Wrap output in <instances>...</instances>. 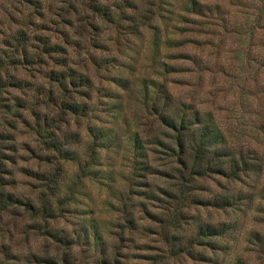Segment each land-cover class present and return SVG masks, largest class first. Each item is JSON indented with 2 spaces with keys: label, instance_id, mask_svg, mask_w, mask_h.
<instances>
[{
  "label": "rangeland",
  "instance_id": "1",
  "mask_svg": "<svg viewBox=\"0 0 264 264\" xmlns=\"http://www.w3.org/2000/svg\"><path fill=\"white\" fill-rule=\"evenodd\" d=\"M37 1L0 0V53H7L10 47L4 41L18 27L26 28L31 37L44 35L60 47L43 54L38 62L35 58L16 66L6 60L0 62V182L5 191L18 195L23 202L38 203L43 184L31 171L48 169L41 160L46 154L48 159H64L53 154L56 152L50 144L35 133V123L42 125L43 121L59 129L57 138L79 159L65 163L64 189L76 185L79 164L91 159L92 149L100 164L93 175L81 176L74 202L60 216L44 221L32 216L29 206L0 208V264H63L64 245L54 233L76 243L68 250L71 264H95L99 250L91 237L84 242L82 228L86 225L90 234L93 225L102 232L106 254L115 256L114 264H151L164 254L157 220L158 215L165 214L164 200L146 198L140 183L132 186V230L126 229L118 204L119 196L130 185L128 161L124 160L133 159L130 137L135 130L145 136L159 129L142 104L141 79L163 81L166 77L175 105L191 102L198 109L212 111L232 144L263 150L264 0H196L202 7L200 14L185 10L189 0H95L110 11L111 21L98 13L93 17L84 0ZM125 1L134 6L121 12L119 6ZM127 15L138 24L140 35L128 32ZM146 23L158 26L162 39L177 44L168 48L161 45L155 51ZM93 59L102 66L98 68ZM162 62L178 70L160 74ZM62 69L87 75L90 85L85 89L67 82L66 89L61 88L49 73ZM113 76L127 79V86L112 81ZM61 99L86 102L88 111L83 116L63 111ZM88 124L109 135L104 147L91 145ZM147 152L149 159H166L150 148ZM146 179L152 190L171 185L157 176ZM202 185L209 187L208 194L202 193L207 197L222 189L226 181L209 179ZM256 203L242 213L189 208L188 214L199 215L202 221H235L232 234L219 239L230 242L231 247L224 256L219 254L215 263L183 257L182 262L171 264H226L236 257L247 264H264V254L248 244L246 237L250 229L264 234V221H252L253 217L264 220L263 208ZM144 205L154 218L143 212ZM184 226L182 239L187 241L195 227ZM206 252L214 259L210 251Z\"/></svg>",
  "mask_w": 264,
  "mask_h": 264
},
{
  "label": "trees",
  "instance_id": "2",
  "mask_svg": "<svg viewBox=\"0 0 264 264\" xmlns=\"http://www.w3.org/2000/svg\"><path fill=\"white\" fill-rule=\"evenodd\" d=\"M21 2H38L37 0H21ZM91 15L95 17L98 13L100 17L113 20L110 11L106 10L101 4L95 0H84ZM120 4L121 12L125 7L134 5L131 1ZM128 2V3H127ZM202 7L196 0H189L185 5V10L191 13L200 14ZM128 23L126 26L130 34L140 35L138 24H135L132 15H127ZM93 26L97 23L90 21ZM145 28L151 29V43L153 49L158 51L161 45L165 47H173L178 41L172 39H162L158 26L146 23ZM138 34V35H137ZM8 37V36H7ZM6 37V38H7ZM35 40L37 43H34ZM4 42L9 44V49L0 53V62L7 61L8 64H27L28 60L38 62L43 54L52 51H58L59 45L51 43L50 40L41 34H28L27 29L18 27L15 33L11 34ZM34 48V49H31ZM36 48V50H35ZM32 50L31 52L29 51ZM19 54V56L16 55ZM29 61V62H30ZM95 65L99 68L102 65L97 59H93ZM96 67V68H97ZM97 68V69H98ZM171 68V69H169ZM168 63L162 62L160 74H168L171 71H177ZM49 78L58 85L66 89L67 82L69 85L87 89L90 85V79L87 75L77 73L75 70L50 71ZM112 81L122 87L127 86V79L119 76H113ZM166 77L164 80H158L149 77L141 79V100L144 108L148 111L151 121L153 118L157 121L159 129H155L153 133L147 135L138 134L135 130L130 137L132 146L133 159H124L128 161L129 175L127 177V187L129 190L119 196V208L121 210L124 225L126 229L135 228L134 215L130 210L132 203V194L135 190L132 186L140 183L144 189L141 194L148 199H156L165 202L164 215H158V230L165 248L163 255L155 257L151 264H171L183 261V257L190 260H199L200 262L210 261L215 263L220 257L219 254H226L231 247L230 242H222L227 234H230L236 224L233 222H212L202 221L199 215H189V208H213L222 210L227 213H242L250 208L254 202L263 208L264 212V149L258 151L254 146L245 147L242 145L232 144L227 132L221 127L214 117L212 111L201 110L192 106L191 102H181L175 105L172 95L166 85ZM60 106L62 110L83 116L88 111L86 102L76 100L61 99ZM156 123L155 121L151 122ZM151 124V125H152ZM51 124L43 121V124L35 123L33 129L35 133L43 138V143L50 144V149L62 156L64 159H48L49 155H45L44 164L48 166L47 170L31 171L36 179L43 184V190L38 198L37 204H29L11 191H5L3 184L0 182V208L5 209L13 205L29 206L30 213L34 217H40L47 220L60 216L63 209L74 202L75 188L80 182L81 176H91L99 171L95 166L100 164L99 159H94V149L91 150V159H86L79 164V173L75 179L74 186L66 185L64 187L65 163L79 162L76 152L73 149L65 148L63 143L57 138L59 129H52ZM154 129L153 127H149ZM98 127L87 125V131L92 137L91 145L97 143L98 147H104L109 135L103 131V134L97 132ZM158 133H155V131ZM152 131V130H148ZM106 144V143H105ZM114 146V145H113ZM148 148L153 153H159L166 159H149ZM96 158V157H95ZM164 166V167H162ZM161 177L165 178L171 184L169 188L157 186V190H152L151 185L146 178ZM1 179V177H0ZM226 181V185L222 186L214 195L204 197L202 193L208 194V185H202L207 180ZM69 187H71L69 189ZM158 191V193H157ZM163 195L164 197H162ZM112 206L113 203L110 202ZM145 209V210H144ZM143 212L146 215H152L144 205ZM196 209V210H197ZM166 217V218H165ZM240 217L235 220L238 222ZM261 217H253L252 221L262 222ZM186 225H194V233L187 240L183 241V234L186 231ZM90 234L88 226L82 228V238L84 242L91 237V241L97 245L99 250V258L95 264H114L115 256L106 254L104 247V238L102 232L98 231L96 225H93ZM232 234V233H231ZM57 241L63 243L64 250L61 254L63 264H71V250L74 242L60 234L54 233ZM247 243L255 245L256 251L264 254V234L258 230H249L246 233ZM252 239H254L252 241ZM88 241V240H87ZM66 242V243H64ZM68 243V244H67ZM250 245V246H251ZM253 248V247H251ZM255 250V249H253ZM206 251H210L214 259L206 255ZM55 262V261H53ZM56 264V263H55ZM226 264H247L241 257H236Z\"/></svg>",
  "mask_w": 264,
  "mask_h": 264
}]
</instances>
